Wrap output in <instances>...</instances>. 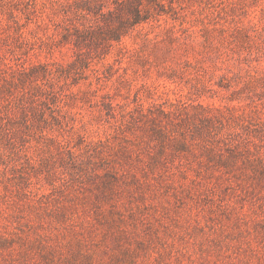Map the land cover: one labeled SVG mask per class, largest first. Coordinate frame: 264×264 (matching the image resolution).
<instances>
[{
	"label": "rangeland",
	"instance_id": "obj_1",
	"mask_svg": "<svg viewBox=\"0 0 264 264\" xmlns=\"http://www.w3.org/2000/svg\"><path fill=\"white\" fill-rule=\"evenodd\" d=\"M0 264H264V0H0Z\"/></svg>",
	"mask_w": 264,
	"mask_h": 264
},
{
	"label": "trees",
	"instance_id": "obj_2",
	"mask_svg": "<svg viewBox=\"0 0 264 264\" xmlns=\"http://www.w3.org/2000/svg\"><path fill=\"white\" fill-rule=\"evenodd\" d=\"M134 15H135V19H136L135 23L139 22V17L141 16V10L138 8H135Z\"/></svg>",
	"mask_w": 264,
	"mask_h": 264
}]
</instances>
